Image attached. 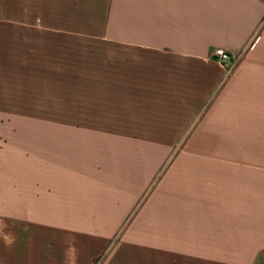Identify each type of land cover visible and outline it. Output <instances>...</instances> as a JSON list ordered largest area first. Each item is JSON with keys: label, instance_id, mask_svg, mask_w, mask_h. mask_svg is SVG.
I'll return each instance as SVG.
<instances>
[{"label": "crops", "instance_id": "crops-1", "mask_svg": "<svg viewBox=\"0 0 264 264\" xmlns=\"http://www.w3.org/2000/svg\"><path fill=\"white\" fill-rule=\"evenodd\" d=\"M58 30L110 41V61L65 62L62 116L9 113L8 41ZM141 201L102 264H264V0H0V264H40L56 216L105 246Z\"/></svg>", "mask_w": 264, "mask_h": 264}, {"label": "rangeland", "instance_id": "rangeland-1", "mask_svg": "<svg viewBox=\"0 0 264 264\" xmlns=\"http://www.w3.org/2000/svg\"><path fill=\"white\" fill-rule=\"evenodd\" d=\"M15 10H8V15H14ZM62 15V11L56 15ZM56 39L39 40L34 42L8 41V48H18L25 52L24 58H18L19 63L23 64V72L9 73V86L20 93L24 104L9 105L8 112L13 114L23 115L25 118L32 115L44 116H62L64 111V64L67 60H71L73 71L78 69L79 65H95L105 63L107 59L110 61V41L92 40L87 41H64L59 39L63 37L62 31H56ZM89 38L96 36L95 26H89ZM69 50L71 56L69 57ZM109 57L106 58V56ZM78 75L72 73L73 79ZM84 90V95H85ZM80 98L79 88L72 90V117L79 116V110L82 106L78 104ZM82 108L87 110V105ZM57 124H62L61 121H56ZM31 121H24V128H32ZM172 154L171 156H174ZM154 182L147 190L150 192ZM146 196V194H145ZM142 201L137 205L135 210L129 214L126 220L121 224L116 233L105 242L96 243L99 240L94 238L95 235L87 234L86 232L76 231L75 224L70 218H67L66 224L62 220V216H56V227L54 231H48L45 226L41 225V230L38 239L40 240L39 258L40 264H75L76 258L86 259L89 264H102L107 257L110 256L111 249L126 232L129 222L132 220L136 210L141 205ZM62 222H61V221ZM72 220V219H71ZM12 218H8L7 224L13 226ZM17 226L24 227L28 231V237L31 241L36 237L31 229V222L26 219L24 222H16ZM24 225H22V224ZM2 218L0 217V233L2 230ZM43 226V227H42ZM53 227H51L52 229ZM23 230V229H20ZM49 234V235H48ZM21 235V234H20ZM23 235H26L23 233ZM34 235V236H32ZM32 236V237H31ZM22 237L20 236L19 239ZM26 238V236H24ZM8 240H11L9 237ZM26 240V239H25ZM36 238H34V241ZM101 240V239H100ZM95 243L102 247L95 248ZM91 244V246H89ZM89 246V247H87ZM19 252V250H17ZM49 261V262H48Z\"/></svg>", "mask_w": 264, "mask_h": 264}, {"label": "built area", "instance_id": "built-area-1", "mask_svg": "<svg viewBox=\"0 0 264 264\" xmlns=\"http://www.w3.org/2000/svg\"><path fill=\"white\" fill-rule=\"evenodd\" d=\"M212 58H214L219 65L222 67H227L228 72H230L237 62V58L231 53L224 49L218 48L212 52Z\"/></svg>", "mask_w": 264, "mask_h": 264}]
</instances>
